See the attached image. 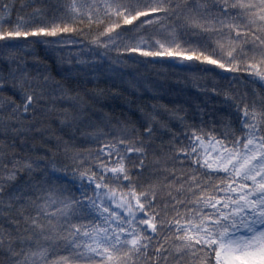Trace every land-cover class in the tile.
I'll use <instances>...</instances> for the list:
<instances>
[{"label": "snow or ice", "instance_id": "obj_1", "mask_svg": "<svg viewBox=\"0 0 264 264\" xmlns=\"http://www.w3.org/2000/svg\"><path fill=\"white\" fill-rule=\"evenodd\" d=\"M0 264H264V0H0Z\"/></svg>", "mask_w": 264, "mask_h": 264}, {"label": "trees", "instance_id": "obj_2", "mask_svg": "<svg viewBox=\"0 0 264 264\" xmlns=\"http://www.w3.org/2000/svg\"><path fill=\"white\" fill-rule=\"evenodd\" d=\"M18 2H19V0H18ZM41 51L42 50H40V49H38L37 50V55H39V54H41ZM167 68H168V70L171 72V71H176V69H174V68H172V66L171 65H168V66H166ZM141 71H145L144 69H141ZM145 74H148L147 72H145ZM115 103L119 106V101H115Z\"/></svg>", "mask_w": 264, "mask_h": 264}]
</instances>
